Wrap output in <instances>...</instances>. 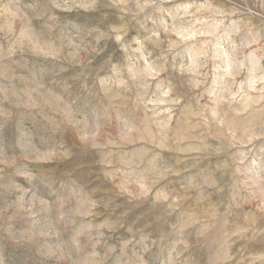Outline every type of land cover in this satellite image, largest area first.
I'll return each mask as SVG.
<instances>
[{"label": "clouds", "instance_id": "1", "mask_svg": "<svg viewBox=\"0 0 264 264\" xmlns=\"http://www.w3.org/2000/svg\"><path fill=\"white\" fill-rule=\"evenodd\" d=\"M0 264H264V0H0Z\"/></svg>", "mask_w": 264, "mask_h": 264}]
</instances>
